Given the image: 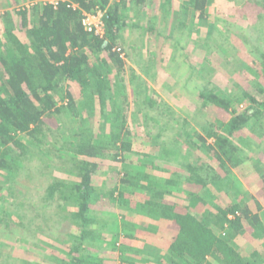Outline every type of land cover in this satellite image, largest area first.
<instances>
[{
  "label": "trees",
  "instance_id": "1",
  "mask_svg": "<svg viewBox=\"0 0 264 264\" xmlns=\"http://www.w3.org/2000/svg\"><path fill=\"white\" fill-rule=\"evenodd\" d=\"M23 1L31 5L0 14V201L7 183L4 179L16 176L25 157L35 151L48 159L53 155L54 167L71 177H54L46 188L49 199L57 197L64 204L59 206V221L69 229L61 241L66 244L60 251L65 258L58 260L61 264H115L113 258L99 255L97 248L103 247L120 252L119 264H264L259 253L264 247V223L257 215L239 203L226 207L210 203V209L206 208L212 196L209 186L240 194L231 168L250 159L242 146H248L254 136H263L264 83L255 95L246 91L227 95L217 88L198 93L204 104L224 111L228 119L206 125L204 135L189 141L187 153L199 150L202 155L181 164L186 175L158 178L147 172L151 163L138 159L132 164L124 162L118 184L105 189L94 184L103 168L90 159L124 161L135 128H130L126 119V88L121 82L124 60L112 51L127 26L123 9L132 0H60L56 8L33 4L36 0ZM205 1L183 0L182 7L201 19ZM168 3L161 0L160 6L167 8ZM96 8L106 10L103 39L87 33L81 25L82 13ZM261 75L264 80V61ZM68 83L78 88V95ZM136 117L145 120L142 108L137 109ZM50 120L56 123L54 129ZM152 138L156 141L158 137ZM170 152L177 161L176 154ZM208 160L215 161L217 168ZM182 184L199 186L200 192L183 191ZM173 192L181 193L186 204L164 202ZM132 200H136L137 209L177 228L166 253L147 252L150 260L127 254V246L117 247L119 237L133 239L148 230L125 215L120 221L115 214L100 217L103 213L93 208L101 201L127 208ZM2 214L0 224L9 227L6 218L10 220L11 215ZM12 220L16 223L20 218ZM107 232L111 233L109 241L103 238ZM238 237L249 241L248 257L235 246Z\"/></svg>",
  "mask_w": 264,
  "mask_h": 264
},
{
  "label": "rangeland",
  "instance_id": "2",
  "mask_svg": "<svg viewBox=\"0 0 264 264\" xmlns=\"http://www.w3.org/2000/svg\"><path fill=\"white\" fill-rule=\"evenodd\" d=\"M146 2L152 10L159 4L155 14L149 10L147 15L134 17L126 11L125 18L129 17L130 23L139 20L142 28L122 30L113 45L122 51L119 55L124 60L121 82L126 88V119L129 127L135 128L131 132V151L123 154L124 161L90 159L102 166V172L99 171L93 182L105 189L118 184L124 162L132 164L138 159L160 164L167 171L180 170L186 175L181 164L202 155L199 150L192 155L187 153L189 141L195 142L197 135H204L202 128L206 125H217L228 119L224 111L204 104L198 93L204 88H217L227 95L241 91L255 95L264 83L261 75L264 0H206L201 19L183 9V0H169L167 8L160 6L161 0ZM30 5L31 2L23 0L17 4L13 0H0V14ZM111 81L117 82L114 74ZM139 107L146 114L145 120L136 117ZM49 124L53 129L56 126L54 120ZM152 137L158 138L154 141ZM249 141L242 149L250 159L238 168H231L240 194L213 188L211 203L220 207L239 203L264 223V131L261 138L254 136ZM210 142L212 139H208ZM170 151L176 154L177 161ZM159 155L163 160L156 158ZM54 163L53 155L48 159L35 151L25 157L15 177L4 179L7 183L1 194L0 216L5 211L11 218H6L9 227L0 224V264H61L58 260L65 259L60 251L66 249V244L61 241L66 239L69 229L67 223L64 228L59 221L62 214L59 206L64 204L57 197L49 199L46 188L54 177H71L59 172ZM208 163L213 167L217 164L209 160ZM169 174L155 172L158 176ZM180 195L175 192L171 197L184 198ZM93 208L103 213L100 217L129 212L126 207L106 201L95 203ZM16 217L20 220L15 223L12 218ZM103 238L109 241L111 233H104ZM234 244L244 257L249 256L250 243L246 238L238 237ZM98 249L101 257L113 258L119 264L117 251ZM259 253L264 258V247Z\"/></svg>",
  "mask_w": 264,
  "mask_h": 264
},
{
  "label": "crops",
  "instance_id": "3",
  "mask_svg": "<svg viewBox=\"0 0 264 264\" xmlns=\"http://www.w3.org/2000/svg\"><path fill=\"white\" fill-rule=\"evenodd\" d=\"M112 1H115L118 3V0H110V3H112ZM133 2L135 3V5L132 4ZM133 2H127V4L125 5V7L123 9L124 10L123 19H124V22L127 24V26L123 30L142 28L141 24L139 23L140 22L139 20H136L138 22L135 21L133 23H130V21H128L129 17L125 18L127 13H129V15L132 14L133 16L134 15L144 16V15H147L149 10H150L149 11L150 14H152V13L155 14L156 10H158V8H159V4H158V6L154 7V10L149 9V5L147 4L146 0H133ZM121 9H122V7H121ZM135 9H137V10H135ZM126 11H127V13H126ZM136 16H134V17H136ZM134 17H133V19H134ZM68 88L73 92V94H75L77 92L79 94L78 88L73 83H68ZM156 158L163 160L162 155H159ZM161 160H159V161H161ZM166 160H167V158H166ZM151 165L152 166H148L147 172L152 174L155 177H158V178L168 179L172 173H177L180 176L184 175V174H182V171H180V170H173V171L169 170V171H167L160 164L152 163ZM157 171L160 173L169 172L170 174L168 177L158 176V175H155V172H157ZM180 187L183 189V191L188 190V192H190L192 194H196V193L200 192V187L196 186V185H189V184L184 185V184H182V185H180ZM186 188H187V190H185ZM209 188H210V192H211L212 196L207 201L206 208H208V209H209V205L212 202V199L214 196V191H213L214 187L209 186ZM173 193H175V192H173ZM177 194H181V193H177ZM171 196H173V194L168 196V197H165L164 202H167V201L173 202V203H176L178 205L186 204L185 198H182V197L179 198L176 196H174V198H173ZM135 204H136V200H132L131 205L129 207H127V209H129V212H123L122 211L120 214L118 213L115 215L117 216L118 221H120L122 216L125 215V217L128 220L132 221L133 223H135L137 225H140V226L146 228L148 231L136 235V238L134 237L133 239H126L123 236H120L118 239L117 246H120V247H122L123 245L127 246L129 248L127 254H132V255L137 254L138 255V257H136L137 260H138V258H144L145 260H150L151 257L148 256V254H146V253L147 252L156 253L155 250L159 251V253H166L168 244L172 240L174 233L176 232L177 228L174 225L168 224L167 222H165L163 220H158V219L153 218L152 216H150V214H148L146 211H144L142 209L141 210L137 209ZM130 211H132V213ZM137 251L139 253H137ZM118 253H120V252L118 251ZM117 261H118L117 263H119V260H117ZM137 263L142 264L141 262H137Z\"/></svg>",
  "mask_w": 264,
  "mask_h": 264
},
{
  "label": "built area",
  "instance_id": "4",
  "mask_svg": "<svg viewBox=\"0 0 264 264\" xmlns=\"http://www.w3.org/2000/svg\"><path fill=\"white\" fill-rule=\"evenodd\" d=\"M59 2L60 0H43L42 4H50L53 6V8H56L59 5ZM68 6L76 8V5L74 4L69 3ZM105 16L106 10L100 8H96L92 12H83L81 25L84 31L100 39H103L105 36ZM112 50L122 55L120 47L113 46ZM229 217L231 218L232 216Z\"/></svg>",
  "mask_w": 264,
  "mask_h": 264
}]
</instances>
